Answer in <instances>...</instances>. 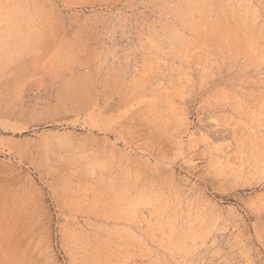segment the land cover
I'll return each mask as SVG.
<instances>
[{
    "label": "rangeland",
    "instance_id": "rangeland-1",
    "mask_svg": "<svg viewBox=\"0 0 264 264\" xmlns=\"http://www.w3.org/2000/svg\"><path fill=\"white\" fill-rule=\"evenodd\" d=\"M0 264H264V0H0Z\"/></svg>",
    "mask_w": 264,
    "mask_h": 264
}]
</instances>
